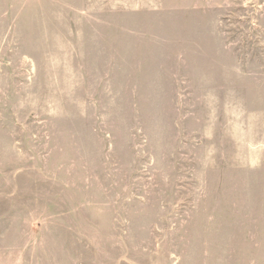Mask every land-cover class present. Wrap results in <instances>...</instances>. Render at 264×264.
Listing matches in <instances>:
<instances>
[{
  "label": "rangeland",
  "instance_id": "rangeland-1",
  "mask_svg": "<svg viewBox=\"0 0 264 264\" xmlns=\"http://www.w3.org/2000/svg\"><path fill=\"white\" fill-rule=\"evenodd\" d=\"M262 96L264 0H0V264H264Z\"/></svg>",
  "mask_w": 264,
  "mask_h": 264
},
{
  "label": "crops",
  "instance_id": "crops-1",
  "mask_svg": "<svg viewBox=\"0 0 264 264\" xmlns=\"http://www.w3.org/2000/svg\"><path fill=\"white\" fill-rule=\"evenodd\" d=\"M235 87H237V85L235 84ZM262 97H264V96H262Z\"/></svg>",
  "mask_w": 264,
  "mask_h": 264
}]
</instances>
